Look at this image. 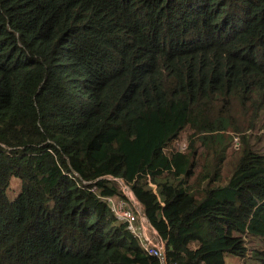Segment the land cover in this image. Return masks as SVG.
<instances>
[{
    "label": "trees",
    "instance_id": "16d2710c",
    "mask_svg": "<svg viewBox=\"0 0 264 264\" xmlns=\"http://www.w3.org/2000/svg\"><path fill=\"white\" fill-rule=\"evenodd\" d=\"M260 138L264 0H0V264H162L107 203L116 179L164 264L244 259Z\"/></svg>",
    "mask_w": 264,
    "mask_h": 264
},
{
    "label": "rangeland",
    "instance_id": "374dc122",
    "mask_svg": "<svg viewBox=\"0 0 264 264\" xmlns=\"http://www.w3.org/2000/svg\"><path fill=\"white\" fill-rule=\"evenodd\" d=\"M185 141L187 142L186 133L184 132L180 135L177 141V148L179 150H183L184 144L186 145ZM256 145L260 148L261 147L264 148V138H260V141H256ZM238 148H239L238 138L234 137L233 142L228 150V154ZM224 166H229V165L225 163ZM116 181L118 182V184H120L123 194L125 195L126 198L124 199L117 196H113L114 197L113 202H117V205L124 206V208L134 211L136 213H143L141 204L136 200L133 193H131L130 189L126 185H124L121 180L116 179ZM19 190H20L19 179L13 178L11 180L9 189L7 191V194L10 197V199H13L18 194ZM140 216H142V214H140ZM145 218L141 217V220L144 221H140V224L144 227L145 236L147 238H151V233L148 231L145 223L146 221L148 222V220L147 219L145 220ZM245 241H246V246L248 248L247 257L244 259H239L236 256H227L228 264H259V262L253 256V254L255 250H264V239L250 236V237H246Z\"/></svg>",
    "mask_w": 264,
    "mask_h": 264
},
{
    "label": "built area",
    "instance_id": "2783aa9c",
    "mask_svg": "<svg viewBox=\"0 0 264 264\" xmlns=\"http://www.w3.org/2000/svg\"><path fill=\"white\" fill-rule=\"evenodd\" d=\"M105 199L112 208L114 215L118 219L127 223L128 228L130 229L132 234L138 239L141 246L144 248L145 252L159 257L162 260V264H164L163 261L164 243L158 237L154 229L149 225L147 221L145 223L148 231L151 233V238H147L145 236L144 227L140 224V221H144L141 220V217L145 218V216L142 213H136L134 211L124 208V206L117 205V202H113L114 200L113 196L106 197ZM140 214H142V216H140Z\"/></svg>",
    "mask_w": 264,
    "mask_h": 264
},
{
    "label": "water",
    "instance_id": "95a60500",
    "mask_svg": "<svg viewBox=\"0 0 264 264\" xmlns=\"http://www.w3.org/2000/svg\"><path fill=\"white\" fill-rule=\"evenodd\" d=\"M108 178H112V177H108ZM123 183V182H122ZM124 184V183H123ZM131 191V190H130ZM131 193H132V191H131ZM143 214V213H142ZM144 215V214H143ZM155 231V230H154ZM155 233L157 234V232L155 231ZM164 246H165V244H164ZM163 249H164V247H163Z\"/></svg>",
    "mask_w": 264,
    "mask_h": 264
},
{
    "label": "clouds",
    "instance_id": "9594fccd",
    "mask_svg": "<svg viewBox=\"0 0 264 264\" xmlns=\"http://www.w3.org/2000/svg\"><path fill=\"white\" fill-rule=\"evenodd\" d=\"M150 225V224H149ZM158 235V234H157Z\"/></svg>",
    "mask_w": 264,
    "mask_h": 264
}]
</instances>
